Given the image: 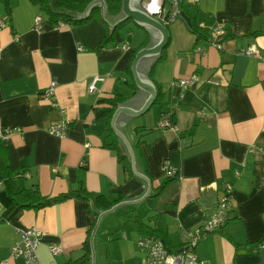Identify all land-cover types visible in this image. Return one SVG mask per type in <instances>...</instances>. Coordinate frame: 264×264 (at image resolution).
I'll use <instances>...</instances> for the list:
<instances>
[{
	"label": "crops",
	"instance_id": "crops-1",
	"mask_svg": "<svg viewBox=\"0 0 264 264\" xmlns=\"http://www.w3.org/2000/svg\"><path fill=\"white\" fill-rule=\"evenodd\" d=\"M9 7L0 0V19L7 23L0 29V131H14L7 141L19 163L14 191L38 186L43 196L55 197L82 182L89 192L123 201L98 227L101 212L90 213L81 199L23 211L0 224V262L24 264L23 258L10 259V252L19 230L31 227L41 233L42 264H141L137 220L162 232L169 250L179 252L213 213L224 184H230L229 220L222 230L200 236L193 249L198 264H264V60L241 55L252 46L264 54V0H201L193 13L201 36L180 15L167 26L171 41L165 52L139 63V73L156 92L161 88L163 98L142 115L119 113L114 127L134 149L137 173L151 182L150 200L143 197L148 182L133 172L113 117H97L95 111L119 95L125 101L118 108L144 107L150 95L139 89L132 67L151 43L149 31L129 22L120 42L103 44L107 26L98 17L57 27L30 0H10ZM122 18L105 16L110 29ZM214 23L226 29L221 48L209 42ZM193 74L204 83L170 87ZM96 76L104 80L89 93ZM53 81L55 101L70 122L64 138L48 131L59 109L42 93ZM162 113L178 132L159 127ZM113 142L127 155L132 174L107 146ZM164 163L178 175L160 190L167 180ZM53 245L62 252L54 256Z\"/></svg>",
	"mask_w": 264,
	"mask_h": 264
},
{
	"label": "trees",
	"instance_id": "trees-1",
	"mask_svg": "<svg viewBox=\"0 0 264 264\" xmlns=\"http://www.w3.org/2000/svg\"><path fill=\"white\" fill-rule=\"evenodd\" d=\"M2 1L6 3L10 11V0ZM94 1L96 0H30L32 5L37 7L39 11L46 17L47 22L54 26H59L63 22L68 23L71 26L82 25L87 23L93 17H98L103 22H105L107 26V32L104 36L103 44L107 43L108 41L120 42V34L122 29L131 21L123 22L115 26V28L110 29L106 19L102 16V10L99 6L93 7L88 16L84 17V13ZM104 2L106 5V15L118 17L122 14L123 0H104ZM136 7L141 8V2L139 0L136 2ZM179 8L181 10V14H184L191 20V24L188 25L189 29L196 35L199 34L201 36L197 25L198 16L193 15V13L197 10V4L187 3L184 1L179 5ZM166 48L162 53L165 52ZM162 95L161 88H157V97L153 105H159L161 103L163 98ZM124 99L125 98H122V96L119 95L115 96L112 100H108L109 106L106 108H97L95 110L97 117L103 116L111 119L118 106L124 103ZM169 118L170 117H168L167 114L162 113L160 121L168 120ZM107 146L116 152L118 161L122 165V169L129 174H132L131 163L120 146L116 142H113ZM0 154L2 155L0 158V181L5 183V189L0 192V200L4 205V212L0 213V224L9 223L23 211H38L49 206L63 203L68 199H81L86 201L89 212L95 214L96 216L99 215V212L110 210L113 206L123 201L122 196L118 200L112 202L109 201L105 196L89 192L82 182L77 188L71 189L68 192L59 194L55 197L43 196L40 193L38 186H33L23 189L19 192H15L12 186V178L13 175L18 171L19 167L16 152L11 146L7 145V141H4L0 142ZM172 180V178H167L166 182L160 187V190H163L164 186ZM137 223L140 230L142 231V234H147L155 238L162 239L166 247L172 250L171 246L169 245L170 240H168V237L164 236L162 232H158L156 229L147 225L141 220H137ZM85 249L88 253H90V247L88 243L85 244Z\"/></svg>",
	"mask_w": 264,
	"mask_h": 264
},
{
	"label": "built area",
	"instance_id": "built-area-1",
	"mask_svg": "<svg viewBox=\"0 0 264 264\" xmlns=\"http://www.w3.org/2000/svg\"><path fill=\"white\" fill-rule=\"evenodd\" d=\"M185 0H145L142 3L143 8L152 16H155L165 26H169L181 15L179 5ZM187 1V0H186ZM201 0H190L189 2L198 4ZM42 23V17L37 16L35 19L36 28H40ZM60 26H68L67 23H61ZM7 27V23L3 19H0V29ZM58 27V26H57ZM209 42L216 48H221V42L226 36V29L223 24L214 23L210 28ZM129 45L126 46L128 48ZM78 50L83 51L84 47L79 46ZM196 52L203 53L201 48L197 47ZM246 57H254L260 60H264V54L261 53L256 47H249L241 53ZM104 78L96 76L89 84V93L96 92L97 83L103 81ZM207 83L215 84L217 82L213 80H207ZM204 82L201 78L193 74L188 78L174 81L170 84V87L180 86L183 88H195ZM57 83L53 81L46 90L42 93L43 99L59 109L58 118L54 120L48 131L50 134L59 138L66 136L70 122L64 117V110L59 108L55 101V89ZM160 128H168L173 132H178L176 125L170 120H163L159 122ZM13 130L0 131V142L8 141L13 135ZM163 172L167 178H173L178 175L176 169L170 167L167 163H164L162 167ZM26 175H29L26 173ZM4 189V184L0 181V192ZM234 187L230 184H224L222 195L218 199L214 211L209 215L203 225L196 231V234L192 236V239L186 245V247L180 252L170 251L165 243L160 238H155L151 235L142 234L137 245L139 250L143 254L141 264H198V257L194 254V248L199 241L200 236L207 233L217 232L222 230L229 220V212L233 202ZM41 233L36 228H26L19 230V239L14 244L10 252V259L23 258L24 264H42L39 259L38 249L40 246ZM51 253L55 256L62 252L61 246H50ZM0 264H9L7 261H1Z\"/></svg>",
	"mask_w": 264,
	"mask_h": 264
},
{
	"label": "water",
	"instance_id": "water-1",
	"mask_svg": "<svg viewBox=\"0 0 264 264\" xmlns=\"http://www.w3.org/2000/svg\"><path fill=\"white\" fill-rule=\"evenodd\" d=\"M140 2H143L144 0H139ZM136 2L137 0H123L122 3V15L123 18L116 22L115 24L111 25V28H115V26L126 22V21H131L135 25L139 27H145L149 33L151 34V43L150 45L146 48L141 50L134 61V65L132 67V77L137 81L139 85V89L145 90L149 93V98L146 101L144 107L140 111H135L132 109L128 108H123L119 107L112 119L111 125L113 130L123 139L125 142L129 153L131 154L132 158V168L133 172L140 176L143 177L147 182H148V189L147 192L143 195L144 199L150 200V195H151V182L148 177L140 175L137 173V163H136V157H135V151L133 148H129L127 141L124 139L123 135L120 134L114 127V122L118 116L119 113H127V114H132L134 116L136 115H142L144 114L153 104L157 97V92L156 88L154 85L149 81L147 76L145 74L139 73V63L142 61L150 60L159 57V55L164 51V49L169 45L170 42V31L167 26H165L163 23H161L158 19H156L155 16L150 15L147 13L145 8H137L136 7ZM142 4V3H141ZM102 8V16L105 18L106 16V7H105V2L104 0H96L90 4L86 12L84 13V17L88 16L90 13L91 9L95 6H99ZM181 17L184 18L187 22L188 25L191 24V21L188 17H186L184 14H181ZM108 23V21L106 20ZM110 26V24H109ZM121 205V203L116 204L113 206L110 210H106L105 212H101L98 218V223L97 227L100 224V222L103 220L105 216H108L110 214H113L116 209ZM96 232V230L94 231ZM180 252V251H179Z\"/></svg>",
	"mask_w": 264,
	"mask_h": 264
},
{
	"label": "rangeland",
	"instance_id": "rangeland-1",
	"mask_svg": "<svg viewBox=\"0 0 264 264\" xmlns=\"http://www.w3.org/2000/svg\"><path fill=\"white\" fill-rule=\"evenodd\" d=\"M142 3V2H141ZM140 4V3H139ZM137 30L135 29V32H136ZM130 43H131V45H134V43L136 42V38H131L130 40ZM113 216H115V215H113ZM108 217V216H107ZM106 216L104 217V218H107ZM112 219H114V218H112ZM109 220V219H108ZM129 224V223H128ZM130 224H132V223H130Z\"/></svg>",
	"mask_w": 264,
	"mask_h": 264
}]
</instances>
